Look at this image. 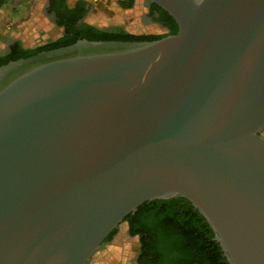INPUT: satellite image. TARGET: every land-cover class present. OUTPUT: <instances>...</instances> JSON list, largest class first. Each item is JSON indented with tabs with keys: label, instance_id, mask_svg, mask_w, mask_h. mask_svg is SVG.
Instances as JSON below:
<instances>
[{
	"label": "water",
	"instance_id": "obj_1",
	"mask_svg": "<svg viewBox=\"0 0 264 264\" xmlns=\"http://www.w3.org/2000/svg\"><path fill=\"white\" fill-rule=\"evenodd\" d=\"M145 1L175 35L0 66V264H88L179 198L228 264H264V0Z\"/></svg>",
	"mask_w": 264,
	"mask_h": 264
},
{
	"label": "trees",
	"instance_id": "obj_2",
	"mask_svg": "<svg viewBox=\"0 0 264 264\" xmlns=\"http://www.w3.org/2000/svg\"><path fill=\"white\" fill-rule=\"evenodd\" d=\"M9 0H0V8L4 7ZM85 1H79L75 10L80 9L74 20L69 17L60 22L58 27L62 30V36L48 44L32 49H25L20 42L17 49H13L9 56H0V66L10 61L24 59L34 56L40 52L58 49L74 44L78 40L99 42H151L167 36L175 35L178 31L174 20L161 8L151 4L150 16L159 15L156 19L157 25L166 29V33L158 35H135L123 30L122 27L100 28L88 23L86 20L91 14L90 8L84 10ZM93 8V7H92ZM95 8V7H94ZM69 10V13L72 14ZM83 14V22L79 27L75 26L76 20ZM264 133V130H263ZM164 205H176L180 203L187 205L182 211L175 212L169 216L163 215L157 228L148 226L147 230H141L137 225V218L141 213L143 203L137 210L128 215L123 223L131 237H138V256L134 264H149L148 259H154L153 264H228L222 255L217 242L213 241V233L192 205L184 199H172L167 201H155ZM122 223V224H123ZM117 230L111 232L106 238L105 244L112 239Z\"/></svg>",
	"mask_w": 264,
	"mask_h": 264
},
{
	"label": "rangeland",
	"instance_id": "obj_3",
	"mask_svg": "<svg viewBox=\"0 0 264 264\" xmlns=\"http://www.w3.org/2000/svg\"><path fill=\"white\" fill-rule=\"evenodd\" d=\"M44 0H9L0 8V56H2L8 37L18 38L25 49L48 44L60 37V30L49 24L41 15ZM96 8L91 10L87 22L100 28L122 27L124 31L135 35H158L166 33L157 24L144 15L137 7L136 12L123 11L116 0H89ZM144 16V18H143ZM105 244L88 264H134L138 253V241L131 237L126 224L119 226L111 247Z\"/></svg>",
	"mask_w": 264,
	"mask_h": 264
},
{
	"label": "flooded vegetation",
	"instance_id": "obj_4",
	"mask_svg": "<svg viewBox=\"0 0 264 264\" xmlns=\"http://www.w3.org/2000/svg\"><path fill=\"white\" fill-rule=\"evenodd\" d=\"M79 1H85L86 4L84 5V10H93V8H96V4L94 2H91L89 0H44L43 5L41 7V15L43 18L51 25H53L56 29L60 30V37L63 35L62 30L58 27L59 23L64 21L66 18L71 17L73 20L76 16L79 15L80 9H76V4ZM119 8H121L123 11H129L132 13L136 12L137 7H140L144 10V15L148 18L152 19L155 24H157L156 19L159 18L158 14H155L153 16H150L149 12L151 10V4L146 2L145 0H116L115 3ZM93 7V8H92ZM69 10L72 14L69 13ZM83 14L80 15V17L76 20L75 26L79 27L81 23L83 22ZM89 18V17H88ZM144 18V16H143ZM87 21V20H86ZM161 29H164L163 27L159 26ZM166 30V29H164ZM167 32V31H166ZM59 37V38H60ZM20 42L22 46V42L18 38H10L8 37V42L6 44L5 50L2 54V56H9L12 53L13 49H17V43ZM23 47V46H22ZM262 136L264 137V133L262 132ZM158 201V200H157ZM180 206L176 208V205H162L160 203H156L155 201L146 202V204L143 206L141 213L139 214V217L137 218V225L141 228V230H147L148 226H153L154 228H157V226L160 224V218H164L163 215L169 216L175 212L182 211L187 205L185 203H180ZM141 206V205H140ZM118 230V229H117ZM117 233V232H116ZM116 234L112 236V239L115 237ZM137 241H138V237ZM111 239V240H112ZM111 240L107 242L106 246L111 247L110 244ZM214 241V240H213ZM105 245V243H104ZM138 256V253H137ZM136 256V257H137ZM150 261L149 264H153L154 259L150 257L148 259Z\"/></svg>",
	"mask_w": 264,
	"mask_h": 264
}]
</instances>
